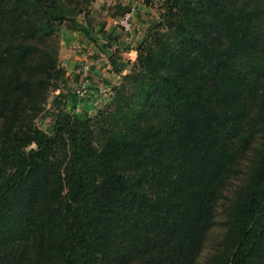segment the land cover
Returning a JSON list of instances; mask_svg holds the SVG:
<instances>
[{
  "label": "trees",
  "instance_id": "16d2710c",
  "mask_svg": "<svg viewBox=\"0 0 264 264\" xmlns=\"http://www.w3.org/2000/svg\"><path fill=\"white\" fill-rule=\"evenodd\" d=\"M93 1L0 0V264H194L236 177L209 264H264V0H143L159 21L128 74L110 53V104L60 92L43 130L58 29Z\"/></svg>",
  "mask_w": 264,
  "mask_h": 264
},
{
  "label": "rangeland",
  "instance_id": "374dc122",
  "mask_svg": "<svg viewBox=\"0 0 264 264\" xmlns=\"http://www.w3.org/2000/svg\"><path fill=\"white\" fill-rule=\"evenodd\" d=\"M126 13H132V24H131V30L129 32H125L123 29L119 28V31L121 32L120 37H122L124 40H121L120 43H117L114 41V39H111L112 43L110 44H122L123 46H120L121 48L118 49V46L113 47V50H120V56L123 58L125 62H129L128 67L125 70V74H128L133 66V63L136 61L137 53L136 50L140 46V44H144V41L147 39V31L149 27L153 26L155 22L157 23L159 21L158 19V12L156 8L147 6L143 3V0H94L91 3L90 11L88 15H80L76 18V20H79L82 22V28H91L93 22H96L97 24H101L102 22H106L103 19L107 18L111 26L114 25V21L123 16ZM95 16V17H94ZM115 26V25H114ZM117 27V26H115ZM118 28V27H117ZM62 30L67 31H76V29H70L69 24L64 23L62 26L58 29V44L61 43V34ZM107 37H103V40H105ZM131 51H135V54ZM59 56V53H58ZM61 61V59L59 58ZM132 60V61H129ZM61 65V63H60ZM62 66V65H61ZM87 71V68L85 69ZM65 73L66 70L64 69ZM111 78V77H110ZM114 78V77H113ZM122 80V75L119 76V79L115 86H117ZM114 86V87H115ZM86 91V97L83 99H78L75 97V89H68V92L64 90V85L60 83L59 88L51 91L48 94V100L45 106V112L43 115V119L38 123L39 127L41 129H45L48 124L51 121V118L49 117L50 108L52 105V100L55 96L60 94V92H67L65 96H69L70 99L67 100V104H70V100L77 99V103L73 104L76 107L74 108L75 111H78L76 114H79L80 116H86L89 118H92L98 114L100 110L105 109L111 102L113 88L110 90V92H103L99 94L97 98H95L94 95H92L90 92H88V87L85 85L83 86ZM78 89L83 88L81 86L77 87ZM84 90V89H83ZM73 92V93H72ZM73 94V97H72ZM69 102V103H68ZM66 104V105H67ZM66 110H69L70 106H65ZM71 111V110H69ZM247 157L244 159V163L249 161L252 157V152L246 153ZM241 177H236L234 179L230 180V183L227 186L226 191V198L222 199L218 202L216 210H215V217H214V225L209 229L205 236L202 248L195 258L194 264H209L211 258L215 255V253L218 251L220 243L222 242L224 233L226 231V214L230 205V199L232 200L234 196V192L240 187L241 184Z\"/></svg>",
  "mask_w": 264,
  "mask_h": 264
},
{
  "label": "crops",
  "instance_id": "0c3cea01",
  "mask_svg": "<svg viewBox=\"0 0 264 264\" xmlns=\"http://www.w3.org/2000/svg\"><path fill=\"white\" fill-rule=\"evenodd\" d=\"M103 20L106 22L101 24L93 22L91 28L83 27L76 31L62 30L59 58L62 67L66 70L67 82L64 90L67 92L68 89L73 90L85 85L89 88L88 92L97 98L103 92L109 93L117 83L121 74L111 67L109 55L115 51L113 47L118 46L120 49L123 45L110 44V47L105 49L98 43L103 41V37H109L118 43L124 39L120 37L119 28L111 26L109 22L111 20L107 18ZM132 53L135 54V51H131V55ZM85 67L87 71L84 70ZM65 106H70L69 110L78 112L72 109L71 102Z\"/></svg>",
  "mask_w": 264,
  "mask_h": 264
},
{
  "label": "built area",
  "instance_id": "2783aa9c",
  "mask_svg": "<svg viewBox=\"0 0 264 264\" xmlns=\"http://www.w3.org/2000/svg\"><path fill=\"white\" fill-rule=\"evenodd\" d=\"M132 17L133 14L132 13H126L123 16H121L120 18H118L117 20H115L113 23L115 26H117L118 28L123 29L125 32H129L131 30V24H132ZM83 89L80 90L81 88H76L75 89V96L78 99H83L86 97V91L85 88L83 86H81Z\"/></svg>",
  "mask_w": 264,
  "mask_h": 264
}]
</instances>
